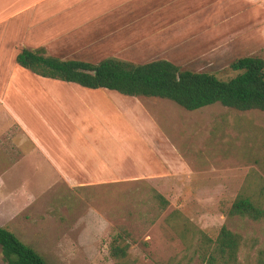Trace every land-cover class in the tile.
<instances>
[{"label": "rangeland", "instance_id": "obj_1", "mask_svg": "<svg viewBox=\"0 0 264 264\" xmlns=\"http://www.w3.org/2000/svg\"><path fill=\"white\" fill-rule=\"evenodd\" d=\"M173 9L171 20L157 25V39L120 41L115 48H46L47 54L92 62L108 56L136 63L167 59L182 69L225 80L240 73L231 66L238 58L264 59V0H181L173 1ZM13 45L0 56V224L49 264H114L110 243L121 227L135 239L129 250L133 264H204L196 247L183 242L168 224L179 211L213 239L223 225L241 233L246 239L242 264L264 262V218L229 214L246 182L251 181L256 194L264 185L263 111H239L219 103L188 111L167 99L138 97L140 117L131 127L124 122V134L133 135L134 142L124 145L122 153L105 154L115 157L106 165L95 162L71 175H58L52 158L29 141L19 108L11 117L1 104H28V96L15 85L58 87L61 99L69 97L65 91L78 95L80 87L60 80L41 82L16 62L17 53L33 47L20 41ZM9 85L13 90L4 94L1 88ZM27 104L24 122L30 133L42 142L46 137L49 145H64ZM71 118L66 121H82L78 115ZM76 150L71 147L74 157ZM64 153L71 156L70 149ZM153 189L169 201L166 209L159 208Z\"/></svg>", "mask_w": 264, "mask_h": 264}, {"label": "crops", "instance_id": "obj_2", "mask_svg": "<svg viewBox=\"0 0 264 264\" xmlns=\"http://www.w3.org/2000/svg\"><path fill=\"white\" fill-rule=\"evenodd\" d=\"M173 1L181 0H0V56L5 57L7 50L14 47L13 43L19 41L33 48L45 47L54 51L60 47L78 46L115 48L122 45L120 41L157 39L161 32L157 25L166 23V18L171 20ZM39 78L43 83L58 82ZM76 85L80 87V93L67 90L64 95L69 97L64 99H61L58 87L38 89L34 85H15L21 95L28 96V104L25 101L15 107L1 104L11 117L19 108L21 126L29 141L52 158L58 175H71L78 168L87 169L95 162L106 165L108 160L114 159L105 154L122 153L124 145L136 140L133 135L124 134L127 133L125 120L129 121L128 127L134 126L136 117L142 112L138 97L107 88ZM10 86L1 88L4 94L13 90ZM109 91L119 93V97H112ZM32 95H36L35 98ZM26 104L42 117L54 139L63 140L67 145L56 141L49 145L46 137L43 138L44 145L42 136L39 139L32 135L24 122ZM73 114L82 118L79 124L70 119L66 121V117L71 118ZM117 119L119 122L116 123ZM72 146L77 149L75 157ZM69 149L71 156L66 158L64 152Z\"/></svg>", "mask_w": 264, "mask_h": 264}, {"label": "trees", "instance_id": "obj_3", "mask_svg": "<svg viewBox=\"0 0 264 264\" xmlns=\"http://www.w3.org/2000/svg\"><path fill=\"white\" fill-rule=\"evenodd\" d=\"M16 62L42 77L86 88H107L128 96L167 99L188 111L219 103L239 111L264 112V59L258 56L235 60L231 66L240 73L226 80L214 73L182 69L167 59L136 63L108 56L93 63L49 55L45 47L23 48ZM250 187L251 181L242 187L229 209L231 216L264 218V185L257 194ZM153 197L161 210L168 207L169 201L160 192L154 190ZM174 215L177 217L168 219L170 228L177 230L183 242L196 247L195 253L204 264H242L240 255L246 239L241 233L223 225L213 239L190 224L179 211ZM133 242L135 239L126 227L112 236L109 253L114 264H133L129 251ZM0 249L4 264H49L43 255L2 224ZM258 264H264L263 260Z\"/></svg>", "mask_w": 264, "mask_h": 264}]
</instances>
